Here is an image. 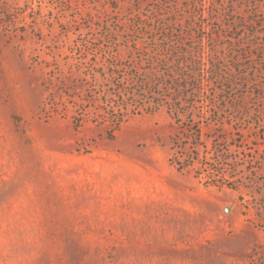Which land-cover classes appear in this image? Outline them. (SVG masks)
<instances>
[{
    "label": "rangeland",
    "instance_id": "obj_1",
    "mask_svg": "<svg viewBox=\"0 0 264 264\" xmlns=\"http://www.w3.org/2000/svg\"><path fill=\"white\" fill-rule=\"evenodd\" d=\"M0 264H264V0H0Z\"/></svg>",
    "mask_w": 264,
    "mask_h": 264
},
{
    "label": "trees",
    "instance_id": "obj_2",
    "mask_svg": "<svg viewBox=\"0 0 264 264\" xmlns=\"http://www.w3.org/2000/svg\"><path fill=\"white\" fill-rule=\"evenodd\" d=\"M180 73L179 69H160V70H155L151 73H148L144 77H140L141 79H137L139 81V85L143 91H147L146 94L142 93L141 96L138 98L134 97V94L130 91L129 88L124 87L123 85H119L118 88L116 87V90L120 93V91L124 92L122 96L120 97L122 99V104L124 106H128V103H130L131 110L133 112H145V113H154L156 112L162 105L167 104L168 106V111L170 114L173 115V118H177L178 122L181 125V128H183L185 131H191L193 133V137L195 141L198 140L200 137L199 131L195 130V123H193L192 120H189L190 118L188 117V122H182L180 121V118L182 115L191 114L190 110L191 108L194 107V102L193 100L187 101V106L182 107L178 103L173 102L170 103L169 101H166V97H154V90L152 86L154 84H161V85H166V88L173 90L176 95L181 94L182 90L184 87L181 89V85L179 86L178 82L173 81V77L175 74ZM168 84V85H167ZM185 89V88H184ZM197 90L200 88L197 87ZM181 91V92H180ZM186 92V89H185ZM126 98V99H124ZM128 102V103H127ZM121 104V105H122ZM120 111H122L119 108ZM124 113L122 114H112L110 119L114 121L115 123L120 122V120L123 118ZM187 119V118H186ZM113 122V123H114ZM201 163V167L199 169H194L195 163ZM204 160L203 158L199 159V153H194L192 152V155H188L187 157H173L171 160V163L177 167L178 171H194L195 176L199 177L202 174L206 175V178L208 180H211L210 182H215V177L213 179H210L212 177V168H210V165L205 164L204 169ZM209 183V184H211Z\"/></svg>",
    "mask_w": 264,
    "mask_h": 264
}]
</instances>
